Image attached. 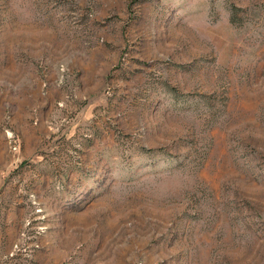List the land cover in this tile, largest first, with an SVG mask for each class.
Instances as JSON below:
<instances>
[{
  "label": "rangeland",
  "instance_id": "obj_1",
  "mask_svg": "<svg viewBox=\"0 0 264 264\" xmlns=\"http://www.w3.org/2000/svg\"><path fill=\"white\" fill-rule=\"evenodd\" d=\"M0 264H264V0H0Z\"/></svg>",
  "mask_w": 264,
  "mask_h": 264
}]
</instances>
